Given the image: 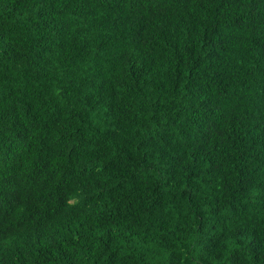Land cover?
Wrapping results in <instances>:
<instances>
[{
    "label": "trees",
    "instance_id": "1",
    "mask_svg": "<svg viewBox=\"0 0 264 264\" xmlns=\"http://www.w3.org/2000/svg\"><path fill=\"white\" fill-rule=\"evenodd\" d=\"M0 264H264V0H0Z\"/></svg>",
    "mask_w": 264,
    "mask_h": 264
}]
</instances>
